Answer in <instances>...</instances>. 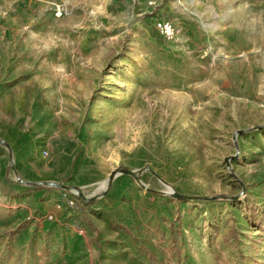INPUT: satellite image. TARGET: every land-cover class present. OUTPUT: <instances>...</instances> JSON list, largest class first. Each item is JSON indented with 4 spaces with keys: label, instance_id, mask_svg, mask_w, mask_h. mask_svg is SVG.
Returning <instances> with one entry per match:
<instances>
[{
    "label": "rangeland",
    "instance_id": "1",
    "mask_svg": "<svg viewBox=\"0 0 264 264\" xmlns=\"http://www.w3.org/2000/svg\"><path fill=\"white\" fill-rule=\"evenodd\" d=\"M0 264H264V0H0Z\"/></svg>",
    "mask_w": 264,
    "mask_h": 264
},
{
    "label": "built area",
    "instance_id": "2",
    "mask_svg": "<svg viewBox=\"0 0 264 264\" xmlns=\"http://www.w3.org/2000/svg\"><path fill=\"white\" fill-rule=\"evenodd\" d=\"M159 31L168 39H174L176 30L171 21L161 20L157 23Z\"/></svg>",
    "mask_w": 264,
    "mask_h": 264
},
{
    "label": "trees",
    "instance_id": "3",
    "mask_svg": "<svg viewBox=\"0 0 264 264\" xmlns=\"http://www.w3.org/2000/svg\"><path fill=\"white\" fill-rule=\"evenodd\" d=\"M81 194V193H80ZM83 196V195H82ZM98 195L94 196V198H96ZM177 198H179L180 200H197V199H210V197H202V196H195V195H186V194H182V193H177L175 195ZM224 197V196H222ZM232 233H235L234 231H232Z\"/></svg>",
    "mask_w": 264,
    "mask_h": 264
},
{
    "label": "bare ground",
    "instance_id": "4",
    "mask_svg": "<svg viewBox=\"0 0 264 264\" xmlns=\"http://www.w3.org/2000/svg\"><path fill=\"white\" fill-rule=\"evenodd\" d=\"M107 184H108V179H106L105 181H103L99 187V189H102V188H106L107 187Z\"/></svg>",
    "mask_w": 264,
    "mask_h": 264
},
{
    "label": "water",
    "instance_id": "5",
    "mask_svg": "<svg viewBox=\"0 0 264 264\" xmlns=\"http://www.w3.org/2000/svg\"><path fill=\"white\" fill-rule=\"evenodd\" d=\"M109 181H110V178L108 179V184H107V186L109 185ZM176 194H177V193H176ZM176 194H175V195H176ZM94 196H95V195H94Z\"/></svg>",
    "mask_w": 264,
    "mask_h": 264
}]
</instances>
